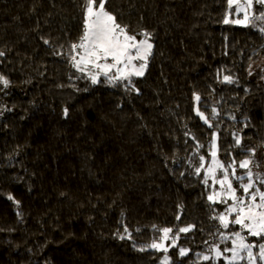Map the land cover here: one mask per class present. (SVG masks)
<instances>
[{
    "label": "trees",
    "instance_id": "trees-1",
    "mask_svg": "<svg viewBox=\"0 0 264 264\" xmlns=\"http://www.w3.org/2000/svg\"><path fill=\"white\" fill-rule=\"evenodd\" d=\"M84 2L0 0V74L11 82L0 85V264H160L165 254L147 248L161 236L153 225H195L178 240L187 256L169 249L173 264H225L197 255L230 247L220 233L234 228L212 219L222 205L192 166L213 132L225 163L264 149V80L253 72L264 33L225 24L227 0H107L131 33L153 34L154 54L137 96L107 81L86 90L69 62ZM221 70L237 83L220 82ZM193 92L206 115L217 108L214 127L195 115Z\"/></svg>",
    "mask_w": 264,
    "mask_h": 264
},
{
    "label": "snow or ice",
    "instance_id": "snow-or-ice-1",
    "mask_svg": "<svg viewBox=\"0 0 264 264\" xmlns=\"http://www.w3.org/2000/svg\"><path fill=\"white\" fill-rule=\"evenodd\" d=\"M106 3L107 0H85L82 5L83 33L79 42L70 45L69 62L77 72L81 73L78 79H88L92 85H96L102 83L100 78L104 77L112 86L123 83L127 91L139 94L140 89L136 87L133 78L145 75L149 59L154 54L153 34L146 30L131 33L127 25L117 22L116 16L107 10ZM257 6L262 10L257 11ZM227 13L224 19L225 24L234 23L257 27L260 32L264 33V0H227ZM233 13L236 19L229 18ZM138 36L142 38L138 39ZM43 42L44 44L50 43L48 39H44ZM5 56L6 52L0 50V57ZM222 71L218 73V77L222 75ZM252 74L250 65L248 75ZM261 79L264 80V76H261ZM220 82L237 83L232 75H222ZM10 83L8 78L0 74V85L3 88H8ZM245 91L248 90L245 89ZM192 97L195 115L209 128L214 127L212 121L219 117L217 108L215 106L211 108L209 117L204 110H201V96L193 92ZM63 113L67 117L68 109L65 108ZM230 118L236 119L235 116ZM185 134L188 135V133ZM232 135L233 147L243 148L242 137L238 133ZM218 138V134L213 132L208 152L210 162L207 161L205 155H200V162L194 167V173L200 176L203 171L201 182L210 189L207 196L208 201L211 204L225 205L224 210L212 219L218 220L223 229L227 230L232 225H238L242 231H234L230 234L221 232V242L230 240L231 247L221 250L220 245L215 244L209 248V251L214 253L217 260L223 258L225 264H264V189L258 186L264 185V173L253 171L254 167H260L256 161L258 148L257 146L249 147L246 149L248 155L244 159L237 161L233 157L230 162L225 163L218 158ZM202 147L203 145L197 144V150ZM259 147H264V141ZM229 155L232 154L229 153ZM237 168L243 169L244 173L238 174ZM234 181L238 183L242 194H238ZM217 185H219L218 189ZM8 199L14 200V197L9 195ZM176 219L179 220L180 216L177 215ZM194 227L195 225H188L174 232L171 227L157 228L153 225V229L160 232L161 236L147 245V248L162 251L165 254L160 264H173L167 255L169 249L178 248L180 257L187 256L190 249L179 247L178 240L181 233H188ZM124 232L128 233L127 227L124 228ZM249 237H255L256 240L249 242ZM124 238V235L120 236V239ZM167 241L170 243H166ZM139 250L145 251L146 249L141 247ZM225 253H230V255L225 256ZM197 255L204 261L212 259L209 255L199 253Z\"/></svg>",
    "mask_w": 264,
    "mask_h": 264
},
{
    "label": "rangeland",
    "instance_id": "rangeland-1",
    "mask_svg": "<svg viewBox=\"0 0 264 264\" xmlns=\"http://www.w3.org/2000/svg\"><path fill=\"white\" fill-rule=\"evenodd\" d=\"M258 8H259V6H257V9H258ZM262 69H264V61L260 62L257 66H255V67L253 68V72L256 73V71H257V72L261 73V74L264 76V71H262ZM254 73H253V74H254ZM254 75H255V74H254ZM254 75H253V76H254ZM100 79H101V81H106V80L104 79V77H101ZM133 79H135V77H134ZM84 83H85V88H86V90H91L92 86H94V85L91 84V82H90L88 79H84ZM118 85H119V87H120L123 91H125L126 93H128V94H130V95H132V96H137V95H138L136 92H130V91H127V90L125 89L123 83L118 84ZM136 87H137V86H136ZM259 149H260V150H259ZM258 150H259V151H258ZM258 150H257V152H258L259 157H258V161H257V162L260 164V167L258 168L257 171H259V172H261V173H264V149L258 148ZM260 151H261V152H260ZM208 152H209V151H208ZM256 160H257V158H256ZM207 161L210 162V157H209V156H207ZM199 162H200V161H199V158H198L197 161L194 162V164H193V166H192V172H194V167L199 165ZM253 171L255 172V167L253 168ZM202 174H203V171H202ZM233 183H234V186L238 188V194H242V191L239 190V185H238V183L235 182V181H234ZM258 186L261 187L262 189H264V185H258ZM216 187H217V189H218V188H219V185H217ZM229 203H231V201H229ZM221 205H222V204H221ZM224 208H225V205H222V211L224 210ZM230 219H231V217H230ZM232 228H234L232 231L226 232L225 234H230V233H232V232H234V231H242L238 225H232ZM224 230L226 231V229H224ZM244 234L246 235V233H244ZM248 240H249V242L254 241V240H255V237H249ZM166 243H167V242H166ZM168 243H169V242H168ZM227 247H229V246H227ZM230 247H231V246H230ZM223 249H224V248H221V250H223ZM254 251H255V249H254ZM161 252H162V251H161ZM229 255H230V253H225V256H229ZM209 256L212 257V259H216L214 253H211ZM220 259L224 261L223 258H220ZM224 262H225V261H224Z\"/></svg>",
    "mask_w": 264,
    "mask_h": 264
}]
</instances>
